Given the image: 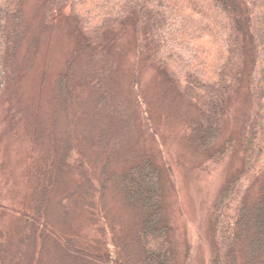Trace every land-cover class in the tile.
I'll return each mask as SVG.
<instances>
[{"label": "rangeland", "instance_id": "374dc122", "mask_svg": "<svg viewBox=\"0 0 264 264\" xmlns=\"http://www.w3.org/2000/svg\"><path fill=\"white\" fill-rule=\"evenodd\" d=\"M22 13V41L0 104L2 264L134 262L141 210L120 181L144 159L162 172L177 264H211L214 207L243 166L247 82L217 145L233 141L234 149L215 164L194 146L200 111L138 58L131 23L94 44L53 0H23ZM263 182L249 190L250 203Z\"/></svg>", "mask_w": 264, "mask_h": 264}, {"label": "trees", "instance_id": "16d2710c", "mask_svg": "<svg viewBox=\"0 0 264 264\" xmlns=\"http://www.w3.org/2000/svg\"><path fill=\"white\" fill-rule=\"evenodd\" d=\"M22 6L23 0H0V104L22 41ZM53 7L69 8L80 33L94 44L131 23L138 58L159 69L200 111L194 146L215 164L234 149L233 141L222 149L217 145L232 99L247 82L252 108L239 137L243 166L216 201L210 263L264 264V182L258 198L248 199L264 178V0H53ZM61 84L66 93L67 76ZM120 184L125 198L141 210L134 239L138 257L131 263L177 264L160 168L144 159Z\"/></svg>", "mask_w": 264, "mask_h": 264}]
</instances>
